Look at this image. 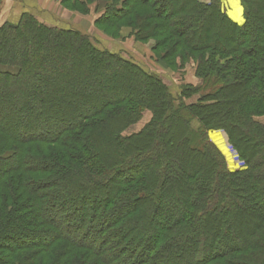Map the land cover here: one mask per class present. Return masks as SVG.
<instances>
[{
	"label": "trees",
	"instance_id": "obj_1",
	"mask_svg": "<svg viewBox=\"0 0 264 264\" xmlns=\"http://www.w3.org/2000/svg\"><path fill=\"white\" fill-rule=\"evenodd\" d=\"M95 1L61 0L81 12ZM102 1L97 28L128 27L157 55L167 43L158 57L194 59L201 84L172 91L30 13L1 24L0 264H264V0H240L241 23L220 0ZM213 130L244 167H227Z\"/></svg>",
	"mask_w": 264,
	"mask_h": 264
},
{
	"label": "rangeland",
	"instance_id": "obj_2",
	"mask_svg": "<svg viewBox=\"0 0 264 264\" xmlns=\"http://www.w3.org/2000/svg\"><path fill=\"white\" fill-rule=\"evenodd\" d=\"M200 1L201 2H207L209 0H200ZM220 2H221L220 5H221L222 9L224 10L226 15L230 19H232L233 21H235L237 23H241L243 21L242 7H241V1L240 0H220ZM233 5H235V6H233ZM86 7L87 8L84 9L85 12L77 11V10L71 9V8H70V10L77 12V13H80V14H83L84 16H81V18H84L85 19L84 21H88V20H91L89 15H87V14H89L90 8L92 11L98 10L97 11L99 13L98 16H100L104 12L105 2L102 0H96L94 3H92V2L88 3V5ZM168 9H170V8H168ZM238 13H240V14H238ZM68 14L77 15L76 13H72V12L70 13V11L68 12ZM85 15H86V17H85ZM51 26H57V27H62V28H71L74 30H78L82 33H86V32H83L82 29H84V28L82 26L77 27L72 23H67L66 25L57 24V25H51ZM89 30H91V31L87 32L86 34L91 38V41L94 44H96V46L98 48L107 49L109 51H114L116 53L118 52V53H120V55L132 59L134 62L138 63L143 68L148 69L150 72H153V73H156V74L162 76V78L170 85V88L172 91L173 90H175L176 92L180 91L179 87L185 86L187 84H189L191 86H198L201 84V79H199L197 76L195 78L189 77L191 69L195 68L194 73L196 72V62L194 61V59L184 61L183 58H181L179 55H176L175 56L176 58H174L176 61L174 62V64L170 63L171 64L170 65L169 63H167L166 61H164L160 57H158V55H160V53L162 55L165 52L166 48L168 47L167 43H166V45H163L162 48H160V52H157L158 53V55H157L156 53H154L152 51V47L154 45L153 39L149 38V39H146L145 41L135 40L132 36H130L128 27L122 28L121 30L123 32H120L118 34V36H116V37H113L111 35L104 33L101 29L97 28L95 26V24H93V26L90 27ZM172 40L173 39H171V41ZM136 42H140L141 44H138ZM168 43H170V42H168ZM191 62L194 63L192 65V68L190 67V65H187ZM185 66L187 67V69H184ZM0 69H2L1 65H0ZM12 69H13V67H12ZM188 81H192V82H188ZM22 98L24 100V96H22ZM150 117H151V113L147 110H144L141 118L139 120L135 121L134 123L128 125L122 131L121 134L122 135H128L130 133L136 132L137 130H139L141 127H143V125H145L149 121ZM258 120H260L261 122H264V114L262 116L258 117ZM54 121L56 122L57 120H54ZM54 121L51 120L50 122H54ZM63 122L68 123L69 121H63ZM53 125H56V124H50V126H53ZM222 132H223L222 130L209 131L208 136H209L210 140L216 145V147L223 154V156L225 158L226 165L229 169L234 170L237 168L244 167L243 160H241L239 158L238 153L229 144L226 134L224 132L223 133ZM222 134L225 135V138ZM74 201H75L74 198H71L70 203L66 204L67 205L66 208L72 209L75 206V204L73 203ZM76 207H77V204L74 208H76ZM92 207H93V205L90 202H87L84 205L85 211H83V213H82V215H83L82 223L83 224H84V222H85V224L86 223L89 224V222L91 220H94L96 215L93 214L94 210L92 209ZM101 207H102V205L98 203V209L99 208L101 209ZM77 210H79V209H77ZM95 233H96V231H95ZM149 233H151V232H149ZM61 242H62V240H59V242H56L51 248H49L48 250H45L43 253H45L46 256L55 254V250L57 248L59 249L58 244ZM83 248H84V246H78L77 252H79L80 249H81V251H83L84 250ZM93 251H97L98 253L99 252L103 253L104 259H105V256L107 257L108 254L109 255L112 254V250L109 251L106 248L101 250V251L100 250H92V253H93ZM71 252H73V251H71ZM95 256L100 257V255L97 253L95 254ZM95 259H96V257H95ZM48 260H49V258H48ZM106 260H107V258H106Z\"/></svg>",
	"mask_w": 264,
	"mask_h": 264
},
{
	"label": "crops",
	"instance_id": "obj_3",
	"mask_svg": "<svg viewBox=\"0 0 264 264\" xmlns=\"http://www.w3.org/2000/svg\"><path fill=\"white\" fill-rule=\"evenodd\" d=\"M67 9L68 8L62 4L61 0H0V25L6 22L15 24L19 21L23 14L30 13L34 15L39 21L48 25H66L67 23H72L77 27L82 26L84 28L82 29L83 32L87 33L91 31L89 29L93 26L94 20L99 14L97 12L98 10L92 11L90 8L89 14L87 15H89L91 20L84 21L85 19L81 18V16H84L83 14ZM67 11H70V13H76L77 15H70ZM121 32L123 31L121 30ZM136 43L141 44L140 42ZM193 64L194 63L191 62L187 65H190L192 68ZM184 69H187V67L185 66ZM194 71L195 68L191 69L189 74L190 78L196 77ZM222 135L225 138V135Z\"/></svg>",
	"mask_w": 264,
	"mask_h": 264
}]
</instances>
